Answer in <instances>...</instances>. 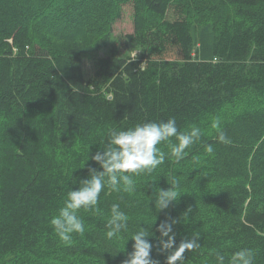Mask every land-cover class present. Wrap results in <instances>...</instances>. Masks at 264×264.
<instances>
[{
  "label": "trees",
  "instance_id": "1",
  "mask_svg": "<svg viewBox=\"0 0 264 264\" xmlns=\"http://www.w3.org/2000/svg\"><path fill=\"white\" fill-rule=\"evenodd\" d=\"M0 264H264V0H0Z\"/></svg>",
  "mask_w": 264,
  "mask_h": 264
},
{
  "label": "rangeland",
  "instance_id": "2",
  "mask_svg": "<svg viewBox=\"0 0 264 264\" xmlns=\"http://www.w3.org/2000/svg\"><path fill=\"white\" fill-rule=\"evenodd\" d=\"M227 13V12H225ZM226 15H223V18ZM215 17V15H213ZM112 32L113 36H123L125 34H129L133 32V23H132V6L128 5L123 8V13L120 19H118L113 25H112ZM125 52L130 50V56H135L139 53L138 49H130V47H124ZM107 54V50H100L96 54L89 55L85 54L82 59L83 63V72L86 78H90L95 70V62L99 57L105 56ZM171 58L173 59L175 55L171 53ZM177 59V58H174ZM187 147L185 144L180 145L175 151H174V157H178L181 155H185V152L187 151ZM195 162H197L196 158L194 159ZM194 164L190 163L189 167Z\"/></svg>",
  "mask_w": 264,
  "mask_h": 264
},
{
  "label": "water",
  "instance_id": "3",
  "mask_svg": "<svg viewBox=\"0 0 264 264\" xmlns=\"http://www.w3.org/2000/svg\"><path fill=\"white\" fill-rule=\"evenodd\" d=\"M111 97H109V99H110Z\"/></svg>",
  "mask_w": 264,
  "mask_h": 264
}]
</instances>
